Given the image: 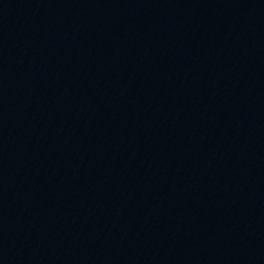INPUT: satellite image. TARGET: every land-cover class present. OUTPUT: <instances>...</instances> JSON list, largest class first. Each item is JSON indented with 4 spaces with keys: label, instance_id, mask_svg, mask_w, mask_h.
Instances as JSON below:
<instances>
[{
    "label": "water",
    "instance_id": "95a60500",
    "mask_svg": "<svg viewBox=\"0 0 264 264\" xmlns=\"http://www.w3.org/2000/svg\"><path fill=\"white\" fill-rule=\"evenodd\" d=\"M0 264H264V0H0Z\"/></svg>",
    "mask_w": 264,
    "mask_h": 264
}]
</instances>
